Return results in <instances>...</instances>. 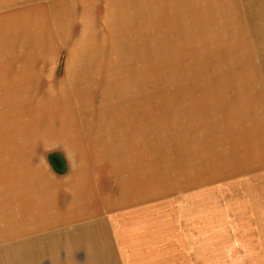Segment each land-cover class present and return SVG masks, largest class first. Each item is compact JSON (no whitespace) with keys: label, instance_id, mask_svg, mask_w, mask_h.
<instances>
[{"label":"rangeland","instance_id":"1","mask_svg":"<svg viewBox=\"0 0 264 264\" xmlns=\"http://www.w3.org/2000/svg\"><path fill=\"white\" fill-rule=\"evenodd\" d=\"M58 152L130 264H264V0H0V264Z\"/></svg>","mask_w":264,"mask_h":264},{"label":"crops","instance_id":"2","mask_svg":"<svg viewBox=\"0 0 264 264\" xmlns=\"http://www.w3.org/2000/svg\"><path fill=\"white\" fill-rule=\"evenodd\" d=\"M52 157L61 161L58 165L64 167V173L55 174L64 180L50 185L47 193L42 191L39 181H36L37 191L30 195L31 200L37 199L36 206L29 207H36V213L33 214L35 209L29 213L34 215L33 222H38V228H32L30 232L21 235L20 251H14L19 253L21 263L29 264L31 261L32 264H42V261H48L51 264H130L129 255H134L137 251L130 249V235L126 233L129 225L124 223L125 210L116 212L109 197L95 194L87 179L89 177L76 172V163L70 154H50V165L56 170ZM71 169V174H68ZM45 194H49L47 198L50 208L47 218H42L39 222L38 214L42 212L44 215L45 212L40 205L45 200ZM137 233L136 240L141 241L140 229ZM145 238L150 247V231ZM11 254L13 255L12 251Z\"/></svg>","mask_w":264,"mask_h":264},{"label":"trees","instance_id":"3","mask_svg":"<svg viewBox=\"0 0 264 264\" xmlns=\"http://www.w3.org/2000/svg\"><path fill=\"white\" fill-rule=\"evenodd\" d=\"M58 162V163H56L55 164V162ZM52 162L54 163V167H55V169L59 172V173H64V167L63 166H61V167H59V163H61V161H59L56 157H52Z\"/></svg>","mask_w":264,"mask_h":264},{"label":"bare ground","instance_id":"4","mask_svg":"<svg viewBox=\"0 0 264 264\" xmlns=\"http://www.w3.org/2000/svg\"><path fill=\"white\" fill-rule=\"evenodd\" d=\"M65 101V100H64ZM22 105V104H21ZM15 110V109H14ZM14 110H13V112H14ZM16 111V110H15ZM6 115V114H5ZM4 114L2 115L3 117H5L6 118V116H5ZM9 120V119H8ZM73 120V119H72ZM39 130V129H38ZM53 143V142H52Z\"/></svg>","mask_w":264,"mask_h":264}]
</instances>
